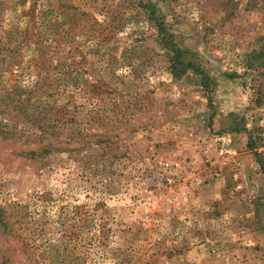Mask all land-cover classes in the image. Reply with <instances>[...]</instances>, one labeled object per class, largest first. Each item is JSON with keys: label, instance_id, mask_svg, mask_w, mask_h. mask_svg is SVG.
I'll return each instance as SVG.
<instances>
[{"label": "rangeland", "instance_id": "rangeland-1", "mask_svg": "<svg viewBox=\"0 0 264 264\" xmlns=\"http://www.w3.org/2000/svg\"><path fill=\"white\" fill-rule=\"evenodd\" d=\"M0 129V264H264V0H0Z\"/></svg>", "mask_w": 264, "mask_h": 264}, {"label": "trees", "instance_id": "trees-1", "mask_svg": "<svg viewBox=\"0 0 264 264\" xmlns=\"http://www.w3.org/2000/svg\"><path fill=\"white\" fill-rule=\"evenodd\" d=\"M149 17L152 21V24L155 27V30H156L157 35H158V39L162 43L161 45L165 48V50L167 49L166 51L170 52V57L168 59L170 62V74L173 77L182 75L188 68L193 67L188 61H185V54H186L185 51L178 49L174 45L173 41L171 40L170 33H168L166 31V29L164 28V25H163L159 16L153 15V12L151 11V12H149ZM193 71L200 73V77L202 79L206 78L202 74V72L197 69V67H193ZM37 127L42 128V126H39V125H37ZM40 134H44L43 129H41ZM8 136H13V134L7 130L0 129V137L1 138H6ZM4 215H5L4 209L2 207H0V226L5 229L7 227V221L5 220L6 216H4ZM30 220L34 221L33 224L35 225V229H34V232H32V234L36 235L37 237L38 236H40L41 238L44 237L45 234L50 233L51 229L53 228L51 224L48 227H45V226L42 227L40 222L36 221L37 219L36 220L30 219ZM26 222L30 223V221H26ZM38 225H39V228L36 227ZM20 226H22L21 222H20ZM43 229H48V230L50 229V230L46 231L44 234H40L39 230H43ZM71 230H73V229H71L69 226L68 229H66V228L64 229V234L60 235V237H64V243L65 244L68 242V239L80 237L79 230L76 231L77 233H75V231H71ZM56 231H59V230H56ZM56 231H54V232H56ZM60 237L58 238V240L61 239ZM59 243H61V242L59 241Z\"/></svg>", "mask_w": 264, "mask_h": 264}]
</instances>
